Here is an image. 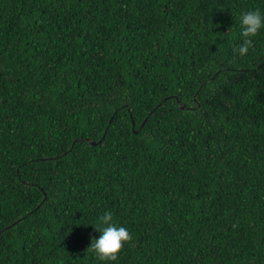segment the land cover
Returning a JSON list of instances; mask_svg holds the SVG:
<instances>
[{
	"label": "trees",
	"instance_id": "16d2710c",
	"mask_svg": "<svg viewBox=\"0 0 264 264\" xmlns=\"http://www.w3.org/2000/svg\"><path fill=\"white\" fill-rule=\"evenodd\" d=\"M257 8L0 0V264H264V28L232 50Z\"/></svg>",
	"mask_w": 264,
	"mask_h": 264
},
{
	"label": "clouds",
	"instance_id": "9594fccd",
	"mask_svg": "<svg viewBox=\"0 0 264 264\" xmlns=\"http://www.w3.org/2000/svg\"><path fill=\"white\" fill-rule=\"evenodd\" d=\"M239 36L242 42L233 46V53L244 57L253 47L252 38L257 36L264 28V14L260 9H253L241 14L239 18ZM104 225L102 229L95 226L100 232L99 238H93L88 250L93 252L100 261H115L126 244L132 241V236L127 228L117 226L113 222V214L107 211L100 217Z\"/></svg>",
	"mask_w": 264,
	"mask_h": 264
},
{
	"label": "water",
	"instance_id": "95a60500",
	"mask_svg": "<svg viewBox=\"0 0 264 264\" xmlns=\"http://www.w3.org/2000/svg\"><path fill=\"white\" fill-rule=\"evenodd\" d=\"M182 107V106H181Z\"/></svg>",
	"mask_w": 264,
	"mask_h": 264
}]
</instances>
